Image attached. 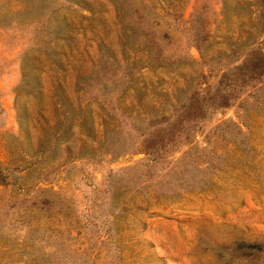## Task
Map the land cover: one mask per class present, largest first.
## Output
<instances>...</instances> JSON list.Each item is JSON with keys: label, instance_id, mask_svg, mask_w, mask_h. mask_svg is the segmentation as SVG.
Here are the masks:
<instances>
[{"label": "rangeland", "instance_id": "374dc122", "mask_svg": "<svg viewBox=\"0 0 264 264\" xmlns=\"http://www.w3.org/2000/svg\"><path fill=\"white\" fill-rule=\"evenodd\" d=\"M70 1L0 0V264H264V75L159 156L137 147L262 39L256 0H128L126 39L116 0ZM107 55L119 80L94 76Z\"/></svg>", "mask_w": 264, "mask_h": 264}, {"label": "trees", "instance_id": "16d2710c", "mask_svg": "<svg viewBox=\"0 0 264 264\" xmlns=\"http://www.w3.org/2000/svg\"><path fill=\"white\" fill-rule=\"evenodd\" d=\"M63 1H66L69 5L76 4L74 1L70 0ZM129 3L130 1L128 0H125L124 2L123 0H116L114 3V9L119 11V14L122 17V32L124 33L125 39L128 37L127 33L129 31H132V38L135 36L133 33L135 29L131 24L125 22V18L123 17L129 11ZM255 3L257 5L256 13L259 17V33H261L262 39L257 42H250L242 54L239 63L233 65L226 72H221L217 80L212 84L206 83L202 85L201 83L196 90H193L187 96L186 100L182 104L176 107L173 113L168 116H154L152 120H148V130L142 134L141 139L138 141L137 147L140 150L155 157L159 156L165 145L169 143L172 144L179 139L184 122L193 123L195 121H200L204 119L208 111L225 108L229 104V101L237 94V92L240 91L242 86H244L247 82L258 79L264 75V0H256ZM133 4H137L138 6L135 11L141 12L142 14L143 11H152L155 16L162 15V13L166 14V8L162 6H155L151 0H134ZM50 10L53 11V8ZM189 16L190 17L187 22L190 30L191 43L197 51H200L209 36L208 29L206 28L207 19L204 15L194 11ZM47 19L48 18L46 17L38 18L35 21L38 26H40L36 31L37 38H42L40 30H47L48 36H54L55 33H53L54 31H52V29H49ZM146 36L147 33H144L142 41L145 47H149H146L147 52H151L152 50L150 48L156 46L157 44L153 39ZM101 48H103L106 53L107 48L103 47V45ZM108 58L109 55L101 57L100 68L94 72V76L102 74V71L100 70H107L111 76L116 77L117 80H119L118 76H116L117 69L113 65L108 66ZM161 60L163 59L159 56L156 58L157 63L161 62ZM127 70L128 68L125 64L121 77H126L127 74H129V71L127 72ZM64 110L65 116H67L68 110H71V108L67 109L65 106ZM182 121L184 122L182 123ZM1 174L2 169L0 168V182L2 183ZM238 245L239 247L246 249H257V245L255 243L239 242Z\"/></svg>", "mask_w": 264, "mask_h": 264}]
</instances>
